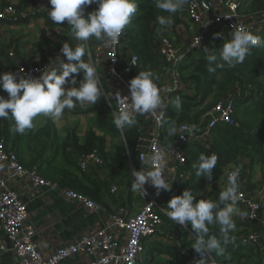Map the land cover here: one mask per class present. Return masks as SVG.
<instances>
[{
    "label": "built area",
    "instance_id": "built-area-1",
    "mask_svg": "<svg viewBox=\"0 0 264 264\" xmlns=\"http://www.w3.org/2000/svg\"><path fill=\"white\" fill-rule=\"evenodd\" d=\"M96 7V4L88 6L85 15L94 11ZM50 8L49 0H39L32 11L6 6L0 10V21L20 23L39 15L48 17ZM245 8L243 0H188L182 14L172 18L171 26L164 29L157 27L154 30L153 45L159 59L156 70L160 77L158 88L167 107L165 120L172 104V96L179 94L181 97L189 98L192 93L194 95V81H184L180 69L193 55L201 54L207 59L203 47H208L213 52L212 42L207 39L210 32L224 30L227 38H230L235 26L243 25L254 34L261 37L264 35V11L262 16L257 18L256 14H242ZM179 28H182L181 32ZM125 30L126 28L115 45L96 41L86 47L85 54L86 62L97 68V75L104 89V95L98 99L108 105L109 118L113 124L114 113H118L124 105L130 103L127 98L130 95L128 87L130 73L139 64V59L133 54L132 49L129 53L124 52V45L130 44L125 37ZM259 50L260 47L251 49L246 58L256 56ZM8 56L13 58L14 53L10 52ZM61 59L66 62L63 55ZM51 63L54 62L48 61L39 65L20 64L14 73L18 76L39 77L44 66L47 67ZM246 87L242 88V93L234 91L236 93L231 98L209 103L210 106L207 104L197 124L180 125L179 135H184L183 138L164 136L165 124L158 123V113L138 115L134 126L125 128L123 133L120 130L118 132L122 141L125 140L127 132L135 133L133 153L142 166L143 154L164 149L167 161L165 173L169 183H172L171 191L182 193L194 176L189 157L190 149L196 145L209 149L212 130L218 126H235L237 99L248 98L250 102L256 100V96L250 92L252 90ZM186 128H194L195 133L189 135ZM73 161L77 171L94 172L99 181L106 184L107 196L114 200V206L108 210L101 202H96L73 189H64V198L98 216L100 227L82 234L71 243L45 251L38 239L39 230L29 220L27 204L23 202L17 188L12 184L24 182L35 197H39L43 191L57 189L58 184L44 178L36 166L24 167L17 153L7 149L0 140V231L9 244V248L0 244V253L9 250L14 264H65L72 258H79L81 264H142L145 245L156 238L171 242L176 252L183 258L201 260L200 255L190 247L195 236L184 226L179 224L171 226L162 219V215L168 218L164 202L171 199V195L167 194L162 200V193L165 190L158 192L146 184V192L143 195L135 192L131 200H125L120 195L118 186L108 176L107 165L97 148L88 153L75 155ZM236 167L240 168L241 175L240 166H227L225 174L218 182H206L204 195H208L214 185L224 190L227 186L228 173ZM239 183L243 197L238 205L249 215L235 216V224L251 227L239 233L236 241L257 250L264 240V177L250 190L244 181L239 180ZM258 226L261 227L260 233L256 231ZM206 260L214 264L210 256Z\"/></svg>",
    "mask_w": 264,
    "mask_h": 264
},
{
    "label": "clouds",
    "instance_id": "clouds-1",
    "mask_svg": "<svg viewBox=\"0 0 264 264\" xmlns=\"http://www.w3.org/2000/svg\"><path fill=\"white\" fill-rule=\"evenodd\" d=\"M188 0H155V7L168 15H160L157 22L162 29L171 26L172 15L182 11ZM51 5L48 18L58 25L67 23L77 41L87 42L90 38L115 45L123 30L128 26L138 10V0H49ZM92 4L97 7L85 15V9ZM219 35V34H217ZM223 40L219 52H211L203 47L209 62L207 71L215 73L218 67L231 69L245 61L251 49L264 47V38L254 34L245 26H235L230 38ZM60 53L66 59L44 66L39 77L18 76L14 72L0 73V90L7 96H0V119L14 121L12 132L24 134L34 127L37 117L44 116L59 120L65 109H73L77 104L93 105L104 95L103 85L97 75L95 65L85 62L86 44L71 46L64 43ZM219 58L220 63H217ZM135 63V61H133ZM215 65V66H214ZM114 71V70H113ZM82 79L76 85V76ZM152 71H139L128 83L130 103L124 105L118 113H114L115 127L123 133L137 123L136 117L144 114H159L158 123L167 124L169 136H179L181 129L172 120H165V102L162 100ZM182 101L175 98L174 107L181 110ZM189 135L195 133L194 128H186ZM143 166L139 170H131L133 182L131 191L144 194L145 185L160 190L171 191L165 173L166 152L159 149L153 153H145L141 157ZM216 154L201 153L196 167V176L212 179V171L217 166ZM240 168L236 167L227 175V186L219 193L217 199H201L194 203V196L185 189L182 194L168 201L167 216L175 224L187 228L191 226L195 237L190 247L201 257V264L213 253L223 255L226 246L235 240L231 233L235 230L234 217L248 216L249 213L238 208L243 194L239 183ZM212 226L219 227V235H210Z\"/></svg>",
    "mask_w": 264,
    "mask_h": 264
},
{
    "label": "crops",
    "instance_id": "crops-1",
    "mask_svg": "<svg viewBox=\"0 0 264 264\" xmlns=\"http://www.w3.org/2000/svg\"><path fill=\"white\" fill-rule=\"evenodd\" d=\"M253 1L243 0V3L245 6L249 4L250 7ZM38 2L39 0H0V10L6 6H15L19 9L32 11ZM177 14L181 15L182 13ZM251 14H256L257 18L262 16V12L259 10L252 11ZM181 30L182 28H179V32ZM96 41L95 38H90L87 42L77 41L66 21L50 26L44 15L20 23L0 21V73L14 72L17 65L20 64L39 65L48 61L58 62L62 56L60 49L64 43H69L73 47L85 43L87 47ZM40 43L43 45H41V49H38ZM130 46L126 43L124 52L129 53V50L131 51ZM10 52L14 53L13 58L8 56ZM242 78L241 80H243ZM76 80V85L65 86H78L79 75L76 76ZM230 86L232 88L226 94H229L228 92L234 93L240 87L238 82ZM188 92L190 93V91ZM233 95L230 93V97L225 99L231 98ZM0 96L6 97L7 93L0 90ZM194 97L199 102L201 95H197L195 90L194 95L192 93L189 98ZM212 100L213 98L207 99L206 103L204 102L205 105L212 103ZM98 101L99 99L93 105L77 104L73 109H65L59 120L44 116L37 117L34 121V127L22 135L11 131L14 126L13 120L8 124L6 147L17 152L19 161L24 167L39 166L41 168L40 173L44 178L58 184L57 189L43 191L39 197H35L36 195L29 192L27 184L24 182L12 184L13 187L17 188L23 202L27 204L29 220L39 230L38 239L45 251L71 243L82 234L100 227L98 216L64 198L63 190L70 187L73 182H75V186L86 189L106 209L110 210L114 206V200L107 196L106 184L101 183L94 172L80 173L77 171L73 161V157L79 154L86 144V134L93 131L97 137L105 140L104 153H106L109 162L111 150L107 144L108 139L98 131L96 118L92 113V109ZM113 163H117L114 156ZM228 166L231 167V165ZM239 166L241 167L240 182H249L254 187L264 177L262 165L257 163L251 165L248 160L241 159ZM250 186H247L248 190L253 188ZM237 206L241 209L240 205ZM250 227V225L236 224L234 231L239 235ZM0 244L9 248L8 241L1 231ZM261 247L253 250L251 256L248 255V257H243L240 260L221 261V264H264V240ZM195 262V260L181 257L171 242L156 238L145 245L142 264H196ZM0 264H14L9 250L0 253ZM65 264L81 263L79 258H72Z\"/></svg>",
    "mask_w": 264,
    "mask_h": 264
},
{
    "label": "trees",
    "instance_id": "trees-1",
    "mask_svg": "<svg viewBox=\"0 0 264 264\" xmlns=\"http://www.w3.org/2000/svg\"><path fill=\"white\" fill-rule=\"evenodd\" d=\"M183 10L177 13H182ZM255 10L261 12L264 11V0L253 1L251 11ZM177 13L173 14L172 18L175 17ZM160 15L168 14L155 7V0H139L137 13L132 18L131 23L126 26L125 37L130 42L133 54L139 59V64L130 73V79L135 77L139 71L144 70L152 71L156 74V70L159 66V59L155 53L153 41L154 30L157 27H161L157 22V17ZM45 18L50 26L56 25L47 16H45ZM221 36H224V38L227 39L224 30L212 31L207 36V39L212 42L213 52L217 54L223 43V40L220 38ZM262 38H264V35H262ZM39 45L38 49H41V45L43 44L40 43ZM82 59L86 62L85 56ZM217 63H220L219 58ZM208 64L209 62L207 59L201 54H196L191 56L187 63L181 67L180 71L182 73V79L184 81H194L196 94H200L202 98L200 97V101L198 102L195 97V99L184 98L179 94H175L172 96V104L166 121L172 120L178 126L183 124H197L206 109L201 108L198 110L197 108L209 98L214 97L216 100L219 98L225 99L230 93L235 94L236 92H228L229 94H226V92L230 91L232 88L230 85L234 83L236 84V82H238L240 87L235 91L239 92L243 87L247 88L246 86H248L252 90L250 91L251 94L256 96V100L250 102L248 98H238L236 101V114L234 116L235 126H218L212 130V141L209 149L201 148L197 145L190 149L189 157L191 167L194 170V176L192 180L188 182L187 190H189L194 196V203L201 199L218 198L219 193L222 190L214 185L209 194L204 195L205 184L206 182H218L225 174L224 170L228 165L239 166V160L246 159L251 165L257 163L264 167V47H260L259 53L256 56L246 58L242 64L231 69L226 66L218 67L215 73H209L207 71ZM223 75L228 76V78L222 82L220 79ZM156 76L158 77L156 83L159 86L160 77L158 74H156ZM82 78V74L79 75V80ZM241 78L243 80H241ZM215 87L216 91L214 90ZM177 96H179L182 101L181 110H177L174 107V101ZM210 105L211 104L208 106ZM92 113L95 115L96 124L100 130L115 131V129H117L109 118L110 109L104 101H98L92 109ZM11 120V117L8 119H0V140L4 142L5 147L8 140L7 128ZM167 126L168 125L165 123L164 136H168ZM124 138L125 140L115 148L114 158L122 168L132 166L135 170H139L142 165L137 161V157L133 153L135 133L129 131ZM95 148L100 151L104 162L108 166L107 156L106 153H104L105 140L97 137L93 131H89L86 134V144L84 148L80 150L79 154L88 153ZM201 153H204L205 155L216 154L218 157L217 166L212 171L211 180L205 177L196 176L195 166L199 162V156ZM37 168L40 171L41 168L39 166H37ZM250 185L251 184L248 182L247 186ZM250 187L253 186L251 185ZM68 188L98 202L86 189L81 186H75V182H73ZM167 194H170L172 198L182 193L164 191L162 193V200H164V196ZM162 200H159V202ZM164 203V207L168 210V201H165ZM162 219L171 226H175V223L165 215H162ZM186 229L195 236L190 225ZM210 235L218 236L219 227L212 226L210 228ZM231 235L235 237V240L226 246L224 254L217 255L213 253L210 256L214 264H221V261L225 262V260L230 259L240 260L243 257H248V255L251 256L253 254V249L245 247L236 241L238 233L233 231ZM195 261L196 264H201L200 260ZM203 264L213 263L210 260H206Z\"/></svg>",
    "mask_w": 264,
    "mask_h": 264
},
{
    "label": "rangeland",
    "instance_id": "rangeland-1",
    "mask_svg": "<svg viewBox=\"0 0 264 264\" xmlns=\"http://www.w3.org/2000/svg\"><path fill=\"white\" fill-rule=\"evenodd\" d=\"M251 12H252L251 6L249 7V4L246 6L245 9L242 10V14H244V15H250ZM227 78H228V76L223 75V76H221L220 80H222V82H223ZM214 90L216 91V87ZM221 100H223V98H219L216 100L213 97L212 103L218 102ZM205 103L201 106L202 108L207 106V105H205ZM98 131L100 133H102V135L104 134L105 137L108 139L107 144H109V148L111 150L109 162L107 163L108 164V166H107L108 176L113 181V183L118 186V190H119L120 195L123 196L125 200H128V199L130 200V198L132 199V197L135 193V192L131 191V184L133 182L131 170H135V169L132 166L122 168V167H120V164H118V163L114 164L113 163L114 150L122 142V138L118 132V129H115V131H111V130H99V128H98ZM245 167H246V165H245Z\"/></svg>",
    "mask_w": 264,
    "mask_h": 264
},
{
    "label": "water",
    "instance_id": "water-1",
    "mask_svg": "<svg viewBox=\"0 0 264 264\" xmlns=\"http://www.w3.org/2000/svg\"><path fill=\"white\" fill-rule=\"evenodd\" d=\"M256 231H257L258 233H260V231H261V227L258 226V227L256 228Z\"/></svg>",
    "mask_w": 264,
    "mask_h": 264
}]
</instances>
